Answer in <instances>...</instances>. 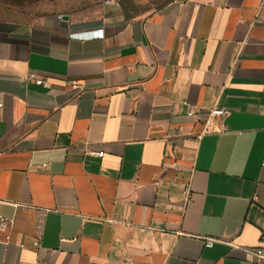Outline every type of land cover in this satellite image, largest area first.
<instances>
[{
	"label": "crops",
	"instance_id": "1",
	"mask_svg": "<svg viewBox=\"0 0 264 264\" xmlns=\"http://www.w3.org/2000/svg\"><path fill=\"white\" fill-rule=\"evenodd\" d=\"M0 104V264H256L264 0L5 12Z\"/></svg>",
	"mask_w": 264,
	"mask_h": 264
},
{
	"label": "rangeland",
	"instance_id": "2",
	"mask_svg": "<svg viewBox=\"0 0 264 264\" xmlns=\"http://www.w3.org/2000/svg\"><path fill=\"white\" fill-rule=\"evenodd\" d=\"M114 1L130 15L151 14L173 0H0V17L5 12L23 11L33 15H96L105 2Z\"/></svg>",
	"mask_w": 264,
	"mask_h": 264
},
{
	"label": "built area",
	"instance_id": "3",
	"mask_svg": "<svg viewBox=\"0 0 264 264\" xmlns=\"http://www.w3.org/2000/svg\"><path fill=\"white\" fill-rule=\"evenodd\" d=\"M86 34H91L90 38H103L104 34L102 33V31H95L92 33H86ZM93 35V36H92ZM31 79H33L35 81V85L40 86V87H44V88H48L49 85L48 83L44 80V79H38L35 75H31L30 76ZM71 87H73L74 89H77V86L74 85L73 83L70 84ZM3 108V105L0 104V109ZM231 112L227 109H220V108H214L211 109L210 111H208V113L206 114L205 118H202V116H198L195 115L192 112L188 113V117H192V118H202L203 120H205L206 122V132H212V127H210V123L211 121L215 120V119H224L228 116H230ZM98 157L103 158L104 157V152H97L95 153ZM47 165H43V168H46ZM185 194L187 196L190 195V187L189 185H186V191ZM9 230V224L8 222L0 217V233L1 232H6ZM10 240V237H7V241ZM215 244V240L213 239H207L206 241V247L207 248H212ZM35 247H39V243L36 242L34 243ZM251 260L256 263V264H264V236L260 241V244L257 248L252 249L249 253Z\"/></svg>",
	"mask_w": 264,
	"mask_h": 264
},
{
	"label": "water",
	"instance_id": "4",
	"mask_svg": "<svg viewBox=\"0 0 264 264\" xmlns=\"http://www.w3.org/2000/svg\"><path fill=\"white\" fill-rule=\"evenodd\" d=\"M66 19H67V17H66Z\"/></svg>",
	"mask_w": 264,
	"mask_h": 264
}]
</instances>
